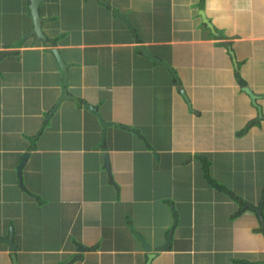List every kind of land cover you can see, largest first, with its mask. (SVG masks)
<instances>
[{"label": "crops", "instance_id": "0c3cea01", "mask_svg": "<svg viewBox=\"0 0 264 264\" xmlns=\"http://www.w3.org/2000/svg\"><path fill=\"white\" fill-rule=\"evenodd\" d=\"M103 1L42 0L40 38L0 0V238L17 264H264V0Z\"/></svg>", "mask_w": 264, "mask_h": 264}, {"label": "water", "instance_id": "95a60500", "mask_svg": "<svg viewBox=\"0 0 264 264\" xmlns=\"http://www.w3.org/2000/svg\"><path fill=\"white\" fill-rule=\"evenodd\" d=\"M31 1V5H30V10H31V15L34 19V31L33 33L36 34L38 37L40 38H44L43 34H42V22H43V18L41 17L40 15V11H39V5L41 3L42 0H30ZM101 2H104L103 0H100ZM113 12L114 14H116L117 16H119L120 18L124 19L126 21V23L129 24V22L127 21V19L117 10V9H113ZM204 19V22L210 27V28H213L211 22L206 18V17H203ZM139 49L144 53V55L146 56H150L151 58L157 60L158 62L160 63H163V61H161L159 58H156L154 56H152L148 50H146L145 47H142L140 46ZM52 53L54 54V56L56 57L57 61H58V66L60 68V70L62 71L63 73V77H64V81H66V77H67V64L63 61L62 57H61V54L60 52L53 48L51 49ZM163 65H166L165 63H163ZM167 66V65H166ZM244 90L251 96L252 100H253V104L256 105L258 107V109L260 110L259 106L256 104V99L254 97V94L252 93V91L249 89V87H244ZM182 91V90H181ZM183 92V91H182ZM66 97H68V94H66V92H64V94L62 95L61 98H64L66 99ZM70 98H72L73 101H77L76 98L72 97L69 95ZM86 108H88L91 112H93L94 114L98 115V111L95 107L93 106H90L88 104H85L84 105ZM103 124V123H102ZM104 125V124H103ZM105 126V125H104ZM156 156H158V154H156ZM26 157V155L24 156V158ZM104 160H105V167L108 171V174L109 176L111 177L110 175V167H109V161H108V156L105 154L104 155ZM21 170H20V167L18 168V174H19V180L20 182H22V178H21ZM256 212L259 216V219H260V222H261V226H262V230L264 231V217L262 215V208L261 206H259L257 209H256ZM141 243L143 245V247L145 248V250L149 251V247L148 245L146 244V242L143 240V238H141ZM0 241L4 242V243H7L10 247V250L13 252L12 253V258H13V261H14V264H17V261H16V254H15V251L17 249V245L16 243L14 242L13 240V232H12V229H11V232H10V235L9 237L7 238H0ZM80 249H87L85 246L83 245H80L79 246ZM150 258V257H149ZM150 264V263H149Z\"/></svg>", "mask_w": 264, "mask_h": 264}, {"label": "trees", "instance_id": "16d2710c", "mask_svg": "<svg viewBox=\"0 0 264 264\" xmlns=\"http://www.w3.org/2000/svg\"><path fill=\"white\" fill-rule=\"evenodd\" d=\"M238 81L241 83V84H243V82H242V80H241V78L239 77L238 78ZM258 122L257 121H250V122H248V124L242 129V130H240L238 133L239 134H244L245 132H247V130L251 127V125H254V124H257ZM42 131H43V127L42 128H40V130L38 131V133H36L35 135H33L32 137H30V139H31V141H32V148H34L35 147V145H34V143L36 142V140H37V138H38V136H40V134L42 133ZM199 156V155H198ZM201 159H202V167H203V171H204V175H205V177H206V179H208L209 180V182H211V183H213V184H215V185H217L218 187H222L221 185H219L216 181H214L213 179H211V176H210V172H209V163H208V161L206 160V158L204 157V156H199ZM27 191V190H26ZM28 196H32V197H34L35 199H37L38 201H39V198H40V196L39 195H37V194H35V193H33V192H30V191H27V193H26Z\"/></svg>", "mask_w": 264, "mask_h": 264}, {"label": "rangeland", "instance_id": "374dc122", "mask_svg": "<svg viewBox=\"0 0 264 264\" xmlns=\"http://www.w3.org/2000/svg\"><path fill=\"white\" fill-rule=\"evenodd\" d=\"M223 122H225V120H223ZM237 120H236V122H234V123H232L231 125L232 126H230L227 130H226V133H228V132H233V130L235 129V127H236V125H237ZM234 127V128H233ZM256 129H254L253 131H255ZM242 138V137H241ZM241 140H242V142H244L245 144H247L248 142H249V139L248 138H242V139H240V141H239V143L241 144ZM254 147H256V149H262V148H264V136H262V137H260L259 138V136H258V139L256 140V142L254 143ZM262 156H264V155H262ZM262 159L264 158V157H261ZM260 173H261V171H260ZM262 174H263V179H264V170L262 171ZM261 174V175H262Z\"/></svg>", "mask_w": 264, "mask_h": 264}]
</instances>
